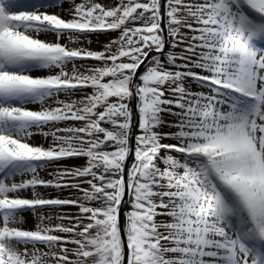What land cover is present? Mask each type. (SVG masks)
<instances>
[{
	"label": "snow or ice",
	"instance_id": "obj_1",
	"mask_svg": "<svg viewBox=\"0 0 264 264\" xmlns=\"http://www.w3.org/2000/svg\"><path fill=\"white\" fill-rule=\"evenodd\" d=\"M0 264H264V0H0Z\"/></svg>",
	"mask_w": 264,
	"mask_h": 264
}]
</instances>
